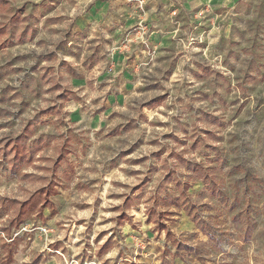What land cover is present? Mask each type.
Wrapping results in <instances>:
<instances>
[{"label":"clouds","instance_id":"1","mask_svg":"<svg viewBox=\"0 0 264 264\" xmlns=\"http://www.w3.org/2000/svg\"><path fill=\"white\" fill-rule=\"evenodd\" d=\"M0 264H264V0H0Z\"/></svg>","mask_w":264,"mask_h":264}]
</instances>
